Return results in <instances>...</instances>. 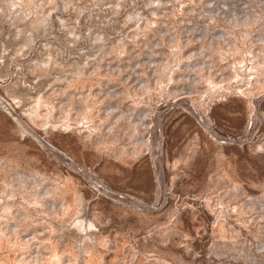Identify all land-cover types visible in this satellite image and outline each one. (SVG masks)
Returning a JSON list of instances; mask_svg holds the SVG:
<instances>
[{
	"label": "rangeland",
	"instance_id": "rangeland-1",
	"mask_svg": "<svg viewBox=\"0 0 264 264\" xmlns=\"http://www.w3.org/2000/svg\"><path fill=\"white\" fill-rule=\"evenodd\" d=\"M0 264H264V0H0Z\"/></svg>",
	"mask_w": 264,
	"mask_h": 264
}]
</instances>
